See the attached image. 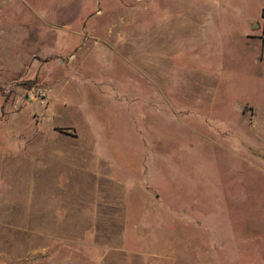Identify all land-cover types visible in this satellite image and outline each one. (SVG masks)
<instances>
[{"label":"rangeland","instance_id":"obj_1","mask_svg":"<svg viewBox=\"0 0 264 264\" xmlns=\"http://www.w3.org/2000/svg\"><path fill=\"white\" fill-rule=\"evenodd\" d=\"M25 154L0 264H264V0H0Z\"/></svg>","mask_w":264,"mask_h":264},{"label":"crops","instance_id":"obj_2","mask_svg":"<svg viewBox=\"0 0 264 264\" xmlns=\"http://www.w3.org/2000/svg\"><path fill=\"white\" fill-rule=\"evenodd\" d=\"M46 148L47 146H40L39 150L44 151ZM30 149L35 150L34 146H30ZM4 150L11 151L10 149L6 147L4 148ZM25 155L26 156L24 158L20 160L18 159L16 162H14V159L12 158V156H9V158L7 157V161H4V160L0 161V231L3 230L4 225L9 226L11 229H19L18 226H14V224L19 223V221L26 223L27 225L26 229L34 230L35 223L40 224L41 222L40 223L38 221L34 222L33 220L35 217L33 218L32 216H35V215L44 216V214L49 212L48 208H46L45 206L40 207L41 204L38 205L37 210L32 209L31 212L28 209L21 211L20 208L17 206V203L16 204H14L13 202L10 203L8 200H6V198L8 199L11 198L10 192H12L13 190V187H10L11 185L10 181H12L13 183L12 177H13V174L17 171V168H15L16 170H14V167H18L19 171H22L23 169H25L26 172H28V175L33 178V173H34L33 167H35L34 159L32 158L33 155H30V154H25ZM43 155L44 157L42 158L41 165L42 167L47 168L50 166V160L48 158L45 159V156H46L45 153ZM5 175H8V176L5 177ZM4 182L6 183L4 184ZM43 203H45L44 200H43ZM29 215L31 217H29ZM43 218L44 217H42V219Z\"/></svg>","mask_w":264,"mask_h":264}]
</instances>
